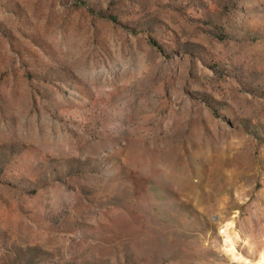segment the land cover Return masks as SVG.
Instances as JSON below:
<instances>
[{"label": "rangeland", "instance_id": "1", "mask_svg": "<svg viewBox=\"0 0 264 264\" xmlns=\"http://www.w3.org/2000/svg\"><path fill=\"white\" fill-rule=\"evenodd\" d=\"M264 256V0H0V264Z\"/></svg>", "mask_w": 264, "mask_h": 264}, {"label": "bare ground", "instance_id": "2", "mask_svg": "<svg viewBox=\"0 0 264 264\" xmlns=\"http://www.w3.org/2000/svg\"><path fill=\"white\" fill-rule=\"evenodd\" d=\"M230 224H226L225 226H223V231H222V234H223V237H224V246H225V249H226V253L228 255H230V257L233 259V260H236L238 262H243V263H246V264H264V256H260L259 259L254 262V263H250L245 260V259H242V257H240L238 254H237V251H236V248H235V245L237 244L238 242V236L235 235L234 237H232L231 233H230Z\"/></svg>", "mask_w": 264, "mask_h": 264}]
</instances>
